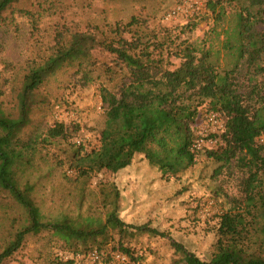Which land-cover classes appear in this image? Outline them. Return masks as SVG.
I'll return each mask as SVG.
<instances>
[{"label": "trees", "instance_id": "obj_1", "mask_svg": "<svg viewBox=\"0 0 264 264\" xmlns=\"http://www.w3.org/2000/svg\"><path fill=\"white\" fill-rule=\"evenodd\" d=\"M16 1L0 0V15ZM232 2L237 9L231 15V24L224 28L221 42V49L230 60L223 66L212 59L211 48L187 44L178 52L179 65L168 68L161 56L152 54L149 40L125 39L116 27L117 37L112 40L96 39L87 31H75L68 38L59 34L52 50L26 67L15 99L17 114L6 111L0 101V189L25 213L24 222L0 248V264L21 247L27 234L42 230L59 235L66 245L74 246L73 251L83 246L86 250L80 252L84 259L88 252L96 250L102 255L103 264L106 255L118 263L112 257L117 251L127 256L121 263L140 264L142 255H134L121 239L136 233L166 238L177 254L171 264H264V97H260L256 79L264 74V28H259L264 25V0H207L202 9L188 16L195 19L210 12L219 18L223 4ZM133 21L135 18L128 24ZM95 49L115 57L114 65L118 69L115 75L110 74L114 72L112 67L104 70L110 79L118 82L113 91L101 89L105 117L99 145L82 151L81 147L68 144L69 162L76 179L102 169L116 173L129 166L136 154H142L156 167L162 179L176 177L195 163L196 154L203 148H192L197 138L195 128L200 122L198 107L206 103V112L216 111L224 117L221 142L207 149L206 156L217 163L214 173L234 162L244 175L239 196L222 193L225 199L215 215L216 238L207 260L166 231L147 223L123 220L118 215L116 188L112 189L113 199L102 201L106 207L103 218L86 215L79 220L67 214L47 217L32 198L34 185L29 179L20 183V172L32 163L40 139L39 135L30 139L20 136L29 122L34 91L48 75L72 63L78 69L85 66L84 78L88 81L91 72L88 60ZM241 75L249 85L248 91L240 89ZM50 134L53 135V130H49V137ZM111 231L119 238L115 247L107 251L106 244L113 240ZM106 260V264H111L108 257ZM83 262L56 251L48 264Z\"/></svg>", "mask_w": 264, "mask_h": 264}, {"label": "rangeland", "instance_id": "obj_2", "mask_svg": "<svg viewBox=\"0 0 264 264\" xmlns=\"http://www.w3.org/2000/svg\"><path fill=\"white\" fill-rule=\"evenodd\" d=\"M174 5L175 0L13 2L0 15V101L3 108L17 114L15 99L26 67L47 55L59 34L68 38L75 31H87L96 39L112 40L117 37L115 29L119 27L120 36L125 39L141 37L143 41L149 40L152 54L161 56L168 68L179 65L178 52L187 44L211 48L212 59L220 66L226 65L230 57L221 49V42L224 28L231 24V15L237 6L233 2L224 3L219 18L208 12L195 19L188 15L164 19L165 13ZM131 18L135 21L128 24ZM259 28L263 29L264 25ZM88 61H91L88 81L84 78L85 66L78 69L79 66L72 63L48 75L34 91L29 122L22 128L20 136L30 139L39 135L40 139L32 163L20 172V183L29 179L34 185L32 198L47 217L67 214L79 220L86 215L103 218L106 207L102 201L113 199L112 189L116 188L118 215L123 220L147 223L166 231L198 257L207 260L216 238L215 215L220 212L225 199L222 193L239 196L244 172L232 162L214 173L217 163L206 156V151L216 147L221 140L220 136L210 137L205 132L207 142L196 154L195 163L176 177L162 179L156 167L142 154H136L129 166L116 173L102 169L76 179V172L69 162L68 144L81 147L82 151L99 145L105 117L101 89L113 91L118 82V79H110L104 70L112 67L114 72L110 74L115 75L118 69L113 55L95 49ZM256 79L262 98L264 74ZM239 81L241 91H248L249 85L242 75ZM207 107L206 103L198 107L200 122L195 128L196 134L206 125ZM49 130H53L51 137ZM24 220V210L0 189V248ZM111 234L113 240L104 248L107 251L115 247L119 238L115 231ZM121 239L123 246L129 247L134 255H142L140 264H171L177 256L164 237L136 233ZM73 248L51 230H42L27 234L21 247L2 264H48L56 251L69 255L86 250L81 245L75 251ZM91 249L95 248L87 250ZM107 257L111 264H134L131 261L117 263L109 255L105 257V264Z\"/></svg>", "mask_w": 264, "mask_h": 264}, {"label": "built area", "instance_id": "obj_3", "mask_svg": "<svg viewBox=\"0 0 264 264\" xmlns=\"http://www.w3.org/2000/svg\"><path fill=\"white\" fill-rule=\"evenodd\" d=\"M207 0H175V5L165 13L164 19L169 20L172 18H178L180 16H187L192 13H195L202 9L205 5V2ZM204 2V4H203ZM205 121L206 125L205 127H202L198 134L197 138L195 139L192 148L195 150L201 149L207 142L205 132H208V135H217L219 136L225 126L224 117L222 114L216 111H209L205 114ZM220 133V134H219ZM216 142V141H215ZM60 255H63L62 253H59ZM100 253H98L96 250H92L87 253L85 256V259L81 252H74L70 253L69 255H64L66 258H72L75 260L82 259L84 260L83 264H103L101 260ZM83 257V258H82ZM113 259H116L117 261H125L127 259V256L122 252H115L112 255Z\"/></svg>", "mask_w": 264, "mask_h": 264}]
</instances>
